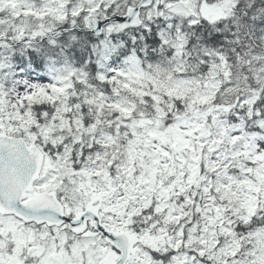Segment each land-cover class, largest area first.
<instances>
[{
    "label": "snow or ice",
    "instance_id": "obj_1",
    "mask_svg": "<svg viewBox=\"0 0 264 264\" xmlns=\"http://www.w3.org/2000/svg\"><path fill=\"white\" fill-rule=\"evenodd\" d=\"M0 264H264V0H0Z\"/></svg>",
    "mask_w": 264,
    "mask_h": 264
}]
</instances>
